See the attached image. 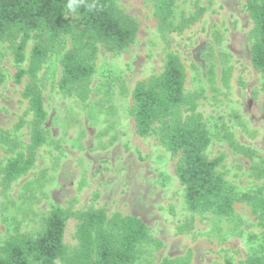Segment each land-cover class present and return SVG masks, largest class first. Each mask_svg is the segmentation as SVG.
I'll use <instances>...</instances> for the list:
<instances>
[{"label": "rangeland", "instance_id": "rangeland-1", "mask_svg": "<svg viewBox=\"0 0 264 264\" xmlns=\"http://www.w3.org/2000/svg\"><path fill=\"white\" fill-rule=\"evenodd\" d=\"M116 3L138 21L139 34L135 44L121 53L100 50L89 101L82 103L58 89L60 60L71 47L69 37L53 49L40 73L48 112L44 126L47 142L28 175L8 189L0 186V250L13 235L36 237L54 207L72 211L103 208L109 216L121 213L139 217L152 238L161 242L160 248L140 246L135 264H165L189 250L193 252L192 264H241L258 249L263 235L250 207L236 205L237 219L243 224L196 217L193 230L178 233L191 217L175 173L178 158L166 151L156 135L140 137L130 111L136 84L160 75L168 52L176 53L187 68V93L202 95L198 110L212 136L206 156L210 160L223 157L218 172L236 193L260 192L264 196V179H255L251 170L264 169V93L262 77L251 62L253 23L245 0H178L171 20L174 26L182 17L192 15L196 5L206 12L199 22L166 39L158 30L150 0ZM0 51L4 75L0 83V129L11 132L25 147L32 121V115L27 114L28 101L22 97L28 79L16 84L17 68L11 51L7 45H1ZM107 68L128 91L121 94V83L114 87V114L100 103L104 99L100 76ZM225 69H231L228 87L222 80ZM22 118L24 127L17 131ZM223 124L239 144L254 150L252 159L231 149L224 139ZM0 157L3 161L12 157L1 144ZM78 226L74 219L67 223L65 242L71 255L78 245ZM251 235L258 240L251 241Z\"/></svg>", "mask_w": 264, "mask_h": 264}, {"label": "trees", "instance_id": "trees-1", "mask_svg": "<svg viewBox=\"0 0 264 264\" xmlns=\"http://www.w3.org/2000/svg\"><path fill=\"white\" fill-rule=\"evenodd\" d=\"M150 1L158 30L165 39L171 33H182L196 24L206 12L204 7L196 5L192 15L182 17L174 26L171 20L178 0ZM68 2L0 0V46L7 45L11 51L17 68L15 83L21 85L25 78L28 79L22 97L29 104L27 114L32 115L30 141L25 147L11 132L0 129V144L6 153L12 155L6 161L0 157V186L5 189L35 168L38 151L47 142L44 126L48 112L40 73L53 49L66 37L70 38L71 47L60 60L62 75L58 89L64 95L86 103L91 98L93 79L98 74L100 50L121 53L137 40L138 21L120 9L116 0H83L75 12L67 9ZM92 3L97 8L89 12L84 5ZM245 9L253 23L249 36L251 62L262 77L264 93V0H245ZM1 56L0 51V61ZM211 75L214 76L213 69ZM230 78L231 69H225L222 80L226 87ZM3 80L0 70V83ZM100 80L104 93L101 107L114 114V87L121 83V94L126 95L128 91L109 68L102 72ZM187 80V68L181 57L168 52L163 72L136 84L130 111L136 133L142 138L156 135L166 151L178 158L175 173L184 188L185 207L191 214L190 219L178 228V233L193 230L196 217L212 216L243 224L237 219L236 205L246 204L263 235L258 249L241 264H264V196L260 192L236 193L218 172L223 157L210 160L206 156L212 136L198 110L202 95L187 93ZM24 122L22 118L16 125L17 131L23 129ZM222 129L224 139L235 153L249 159L254 157V150L239 144L225 124ZM251 170L255 179H264V169L254 167ZM71 219L79 223L75 235L78 245L72 255L65 242L67 223ZM249 238L258 240L256 235ZM146 244H153L156 248L162 246L152 238L148 226L139 217L121 213L109 216L103 208L72 211L54 207L36 237L17 234L6 241L0 250V264H56L59 260L63 264H135L140 246ZM192 258L193 252L189 250L185 256L167 260L165 264H192Z\"/></svg>", "mask_w": 264, "mask_h": 264}, {"label": "clouds", "instance_id": "clouds-1", "mask_svg": "<svg viewBox=\"0 0 264 264\" xmlns=\"http://www.w3.org/2000/svg\"><path fill=\"white\" fill-rule=\"evenodd\" d=\"M83 3V0H69L67 4V9L75 12ZM89 12L95 10L97 5L95 3L84 5Z\"/></svg>", "mask_w": 264, "mask_h": 264}]
</instances>
